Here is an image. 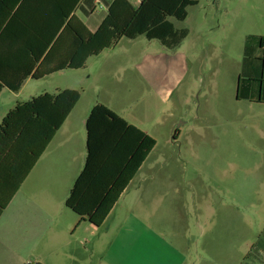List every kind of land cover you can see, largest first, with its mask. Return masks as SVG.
Returning <instances> with one entry per match:
<instances>
[{"label":"rangeland","instance_id":"rangeland-1","mask_svg":"<svg viewBox=\"0 0 264 264\" xmlns=\"http://www.w3.org/2000/svg\"><path fill=\"white\" fill-rule=\"evenodd\" d=\"M188 11L183 22L170 19L189 32L175 50L159 57L160 41L144 35L135 41L123 38L118 49L134 51L126 66H117L121 61L105 71L91 61L88 71L30 82L20 97L4 92L0 125L31 94L68 84L85 91L84 101L106 103L130 122L150 128L157 141L101 233L111 225V234L119 233L128 216L141 217L140 190L161 188L164 200L150 205L148 214L161 220L165 244L149 239L142 248H130L125 264H169L171 244L185 251L188 264H264V248L259 250L264 247V105L242 97L244 67L264 37V0H204ZM140 51L155 61L154 79L140 78ZM180 60L181 80L166 101L156 91V79L176 70ZM78 111L86 114L82 107ZM260 239L262 245L254 249Z\"/></svg>","mask_w":264,"mask_h":264},{"label":"trees","instance_id":"trees-1","mask_svg":"<svg viewBox=\"0 0 264 264\" xmlns=\"http://www.w3.org/2000/svg\"><path fill=\"white\" fill-rule=\"evenodd\" d=\"M29 1L0 0V46L6 40L21 45L0 48V94L4 88L18 93L30 78L41 80L66 69L85 68L90 57L123 38L144 35L176 49L189 32L177 29L170 19L185 21L189 8L202 0H143L139 7L128 0H114L94 33L73 14L80 0H36L30 10ZM260 44L264 47V37ZM80 98L81 93L71 89L44 93L19 104L4 118L0 125V216ZM86 129L85 166L66 206L82 221L101 227L157 141L100 103L91 110Z\"/></svg>","mask_w":264,"mask_h":264},{"label":"crops","instance_id":"crops-1","mask_svg":"<svg viewBox=\"0 0 264 264\" xmlns=\"http://www.w3.org/2000/svg\"><path fill=\"white\" fill-rule=\"evenodd\" d=\"M128 1L133 6L139 7L143 0ZM113 2L114 0H80L73 14L86 25L90 32L94 33L107 17L109 7ZM35 4L36 0L29 1L28 9H34ZM98 5L101 11L98 10ZM11 32L14 33V30L12 29ZM15 33H19L17 27ZM122 40L112 48L104 50L101 54L90 57L85 68L78 70L66 69L41 80L30 78L18 93L4 88L0 98L7 91L15 97H20L32 81H42L56 74H66L65 72L68 71H88L91 61L103 66L102 70L105 71L108 67L117 65L121 61L124 62L117 66H126L129 63L128 61L131 62L133 59L132 54L134 51L124 47L118 49ZM135 40L137 39L131 41ZM15 44L16 41L14 42V40H6L1 43L0 48H21L19 43ZM162 47L159 57H162L166 50H170L163 45ZM117 50L120 51L117 52ZM263 52L264 47L260 44V47L256 48L254 55H252L251 61L245 65L243 70L247 81L242 97L255 105H264L261 94L262 90L264 92V79L260 77L261 73L264 74ZM138 55L139 62L136 64V68L140 78H145V75H148L154 79V75L158 73L155 61L153 58L150 59L149 55H142L141 51ZM111 60L115 64L108 63ZM176 66V70L174 68L165 77L159 76L156 79V91L166 101L172 99V94L181 80L178 79L180 76L177 75L184 66L183 61L180 60ZM93 76L95 75H89L90 78ZM250 79L258 81L252 82ZM65 89L78 90L71 84L58 86L53 92L45 90L39 94H31L30 98L23 99L19 104H24L44 93L56 94ZM85 94V91L81 93L79 102L0 216V264H121V262L125 264L128 249L136 246L142 248V244H145L149 239L158 243L157 245L165 244L158 228L161 220L157 219L155 215L150 217L148 214L150 205L155 208L163 202L164 198L160 195L166 194V192H162L161 188L151 187L140 190L141 217L128 216L120 224L122 228L119 233L111 234V225L102 235V228L106 225L110 216L101 227H97L87 221H82L76 213L66 206L71 189L83 171L86 162V120L96 104H106L100 100L86 102L84 101ZM237 96L240 100V93ZM81 107L86 114L82 115L81 111H78ZM13 109L9 110L6 116ZM114 112L118 114L117 111ZM79 113L82 115L80 119ZM6 116L2 118V122ZM121 117L126 119L124 116ZM126 120L155 138L150 128L146 129L130 122L128 119ZM81 158L84 161L82 164ZM174 192L178 193L177 190ZM261 241L262 239L259 240L254 249L262 245ZM169 248L172 259H174H171L169 264H188L184 250L174 248L172 244ZM259 248V250H262L264 247Z\"/></svg>","mask_w":264,"mask_h":264}]
</instances>
